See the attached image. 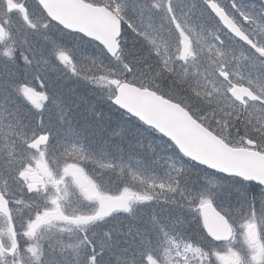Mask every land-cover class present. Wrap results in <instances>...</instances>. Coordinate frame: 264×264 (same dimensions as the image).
I'll return each mask as SVG.
<instances>
[{
  "label": "snow or ice",
  "instance_id": "obj_1",
  "mask_svg": "<svg viewBox=\"0 0 264 264\" xmlns=\"http://www.w3.org/2000/svg\"><path fill=\"white\" fill-rule=\"evenodd\" d=\"M0 264H264V0H0Z\"/></svg>",
  "mask_w": 264,
  "mask_h": 264
}]
</instances>
